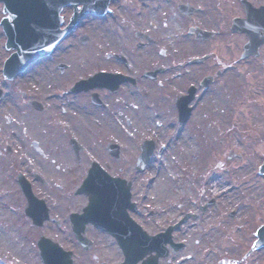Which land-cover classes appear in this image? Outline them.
Listing matches in <instances>:
<instances>
[{
	"label": "rangeland",
	"instance_id": "obj_1",
	"mask_svg": "<svg viewBox=\"0 0 264 264\" xmlns=\"http://www.w3.org/2000/svg\"><path fill=\"white\" fill-rule=\"evenodd\" d=\"M196 1L202 2V9L191 17L185 16L167 3L156 6V14L153 13L151 5L144 4L143 14L138 16L143 18L144 22L138 28L155 34L156 43L146 44L139 55L127 56L126 63L115 59L106 60L101 56L107 50L127 52L126 47L130 46L131 41L128 38L120 37L131 34V25L118 26L116 21L119 18L117 14H123V10L126 18L134 14L132 12L131 15L128 9L118 8L119 1L112 3L116 13H113L112 17L107 15L104 27L99 24L98 27L84 28L90 32L89 43L74 45L58 55L64 62H69L65 73H54L52 64L48 65L49 62L45 60L33 64V67L27 70L24 81L5 80L1 65L9 56V49L5 47V40L1 37L0 85L8 89L15 83L18 90L26 87L36 88L35 85H48L49 90H52L80 75L87 76L97 71L98 67L119 69L136 76L139 82L137 89L146 91V97L156 92V107L153 104V108L148 107L147 100L137 107V110H142L150 120L155 118L153 112H156V126L148 122L130 127L138 129L137 132H147L149 127H156V132L161 133L156 139V154L151 156L142 170H136L135 151L139 141L129 139L128 152L121 159L113 161L109 156L100 157L93 154L95 159L101 164L106 162L112 167L117 166L112 170L119 168L116 171L131 180L133 195L138 199L140 216L146 228L149 227L151 231L161 230L167 224L178 220L185 212L193 214L173 230V238L185 243L173 257H185L181 264H219L224 254L233 255L237 259L236 264L242 261V264H259L264 261V246L253 251L250 246L255 238L256 228L264 222V174L258 172V165L264 155V55L256 59L238 58L241 50L238 45L239 38L230 30L233 18L231 10L234 9L224 7L220 2L214 5L213 0H209V3L205 0ZM130 4L134 5L133 0ZM172 12H175L176 16L170 20V24L175 27L171 24L172 36H164ZM124 16L121 15L120 18ZM152 22L154 26L151 25ZM192 22L209 28H219L220 31L208 41L195 39L188 33L190 26L196 25ZM161 48L163 52H159ZM204 53L208 54V57L203 62H190L189 58ZM156 66L163 67L160 74L155 75L156 81L139 73L140 68L146 72ZM216 68L220 70L218 74H215ZM207 74H213V80L207 87H203L199 82ZM194 83L198 94L187 122L182 125L195 141L197 152L193 160H185L175 155L179 154L181 149L175 147L173 131L182 126H175L178 124L175 98L178 93L187 90L188 86ZM18 94L19 91L16 94L17 101L21 100ZM34 96L41 94L36 92ZM22 105L23 107L18 103L14 109L16 121L21 123L20 119L30 117L34 129L46 132L45 119L42 118L38 121L40 124H37V116L31 114V109L26 103ZM10 107L8 103V106L0 109L2 123ZM22 109L25 116L21 114ZM95 125L90 123L91 133L96 132ZM168 127L173 135L169 134ZM6 131L7 128L2 125L0 234L13 241L15 249L9 252L0 243V264H44L35 242L41 233L58 240L63 246L72 247L76 263L91 264V258L82 254L81 248L75 245L73 238L63 233L55 224L51 227H39L31 223L30 217L24 212L25 197L17 182L13 180L15 170L25 169L26 166V170L41 172L38 164L41 161L46 167L43 170L57 182L34 186L33 190H40L45 194L52 211L60 218L62 213L74 210L85 200L81 195L73 194V189L83 175V168L88 165L87 156H82V164H77L75 157L69 156L67 159L62 156V152L53 150L34 157L33 164L25 165L21 160L26 157V153L21 150L8 152L4 145L10 142L20 146L22 141L18 139L22 133L18 130L16 133L14 130L9 133ZM47 137L51 138L48 135ZM57 141L58 139L48 142L56 145ZM164 157L169 161V165L165 166L167 181L174 184L177 187L175 189L165 190L156 186L158 165ZM213 178H218L220 185L228 188L212 192L209 184ZM147 186L148 196L145 193ZM211 198L213 203L201 208ZM150 208L154 211L152 215L148 214ZM231 211L233 213L229 215ZM89 234L94 240L92 252L99 253L109 260L120 259L117 251L119 249L108 235L100 231ZM169 259H172L171 256L162 258L161 263Z\"/></svg>",
	"mask_w": 264,
	"mask_h": 264
},
{
	"label": "flooded vegetation",
	"instance_id": "obj_2",
	"mask_svg": "<svg viewBox=\"0 0 264 264\" xmlns=\"http://www.w3.org/2000/svg\"><path fill=\"white\" fill-rule=\"evenodd\" d=\"M115 1H119V5L117 6L118 8L121 10L128 9L131 11V15L132 12L134 14L132 17H128V11V18H126V16H124L125 12L123 10V14H120V12L117 14L119 18L116 21L118 26L124 25L129 27L131 25V34L120 37V39L128 38L131 41L130 46L126 47L125 51L127 50V52L121 53L107 50L106 52L102 53L101 56L106 60L115 59L116 61L121 60L123 62L127 61V56L134 54L139 55L143 50L142 48L146 44L153 45L156 43L155 34L151 35L149 32L138 28V26H141L142 22H144L143 18L138 17L140 13L143 14L142 8H144V4L147 3L151 5L154 10L153 13L156 14V4L158 6H162L163 3H167L177 8L179 11H182V9L188 10L190 12L188 17H191L195 12H198L202 9V2L199 3L196 0H161V2H159V0H133L134 5L130 4L131 0H107V4L102 11H95L96 8L88 9V11H82L84 10L82 0H77L76 3L63 4L59 11L61 19L60 27L63 28L68 26L70 23L72 24L69 25L70 28L66 31L64 37L58 42L55 49L43 59V61L47 60V62H49L48 65L50 63L52 64V71L54 73L58 72V74H61L67 71L66 69L69 66V62H64L62 59L58 58V55L61 52H66L68 48H71L74 45L89 43L91 40L90 32L84 28L88 26L98 27L99 24H102L101 27H104L103 23L107 18V15L108 17L111 15L112 17L113 13H116V11H113L114 7L112 6V3ZM247 1H249L255 7H264V0ZM15 2L16 0H0V38H5L4 31L2 29L3 18L9 14V11H11L12 8L15 7ZM205 2L209 3L210 1L205 0ZM213 2L214 5H218V2H220V4H222L224 7H232V9H234V11L231 10L232 16H245V9L242 0H213ZM207 3H205V5ZM79 12L83 13L77 16L76 14ZM121 15H123L124 18H120ZM72 20L74 21L72 22ZM151 25L154 26L155 24L152 22ZM213 29H215L217 33L220 31L219 28ZM260 31L261 33H264L263 28H260ZM235 33H237L239 41L241 42L247 38L244 32L237 31ZM263 50L264 42L260 45L259 54L257 56H263ZM57 51H59V53H57ZM59 62H64L66 65L61 68L58 64ZM107 70L110 72L121 73L127 77H122V79L117 82L115 87L97 85L90 89H73L71 85L76 80L74 78L68 83H64L61 87L52 88V90H49L48 85L42 86L39 89L41 94L39 97L31 96L29 94L36 92L30 87H26L25 90L22 88L18 90V87L15 83H12L8 90L5 88L3 96L0 97V109L4 106H8V103L11 107L9 110H7L8 114H5L6 117L3 113L5 119L3 120V123L0 120V130L2 129L3 125V128H7L6 132L14 130L16 133L17 130L20 132L22 131V134L18 139L22 141V143H20L21 145L18 146L19 148L12 144L8 151L14 153L18 150H21L22 152L26 153V158L21 160L22 163L25 164H33L36 157L42 156L47 151L53 150L57 153L62 152V156L66 158L69 156L75 157L76 163L82 164V156L85 157L90 153H94L100 157L101 155L107 157L109 156L113 161L121 159L128 152L127 140L130 138H151L156 140V136L160 135V133H156V128L152 129L149 127L147 132H137L138 129L129 128L131 125H138V123L147 124L148 122L156 126V112H153L155 118L150 120V117L148 118V116L144 114L142 110H137L139 104H143L146 100L149 103L148 107L153 108L152 104L154 107H156V103H154L156 100V92H153L151 93V96L146 97L148 95L147 92L139 90L136 87V85L139 83L136 76L119 69ZM139 73L141 75L143 71L140 69ZM13 80L14 79H12L11 82ZM123 85H125L124 88L122 87ZM17 91H19L18 95L21 97V100L18 101L16 98ZM32 99H37V101L40 102L38 107L30 102ZM18 103L22 107V104L26 103L27 107L31 109V114L34 113L37 116V124H40L38 121H41L42 118L45 119L47 131L41 132L40 130L38 131L37 129H34L32 123L30 122V117H24L20 119L21 123H18L16 121L17 116L14 110L16 109ZM21 114H24L25 116L23 109ZM90 123L96 124L95 133L90 132ZM46 134L51 138L49 139ZM55 139H58V144L56 145L55 143L52 144L48 142ZM111 142H115L117 144L113 151L109 147ZM1 144L2 142L0 135V148ZM155 152L156 150L154 153ZM38 164L40 166L39 168L41 172L26 170V177L29 179L31 185L41 186L47 183H56V179L47 175V173L43 170L46 168L43 163L40 161ZM56 165H58V163ZM116 167H112L110 164L108 165V163L105 162V168L110 172V174L124 177L119 171H116L119 168H117L115 171L112 170ZM86 168L87 166L83 169L86 170ZM76 194L81 195L85 199L82 204L76 206L74 209V211L79 212L82 209L83 204L87 201V196L83 192ZM132 199L135 201V206L131 211V214L142 222L144 220H142L140 216L141 214L139 213V204L137 202V198L133 197L132 195ZM48 211L50 218L44 221L46 226L51 227L53 224H55L63 233L73 238L72 224L68 218L70 211L68 212L67 210L65 213H62V215H64H61V219L58 217L57 213L52 211L50 205L48 206ZM151 212L152 210H149L150 214ZM94 231H100L108 235L110 239L113 238V236L110 233H107L102 227L96 226L89 222L86 223L84 226V233L87 236H90L89 232L93 233ZM148 231L156 232V229L153 231L148 229ZM73 240L75 241V245L81 248L82 254L91 258V264H103L104 261L110 264H117L122 258V252L120 250H117L119 252L120 259L109 260L99 253L96 254L92 252V246L84 248L74 238ZM177 252V250L172 251L169 253V255L171 258H173ZM167 263H169V261L163 264Z\"/></svg>",
	"mask_w": 264,
	"mask_h": 264
},
{
	"label": "water",
	"instance_id": "obj_3",
	"mask_svg": "<svg viewBox=\"0 0 264 264\" xmlns=\"http://www.w3.org/2000/svg\"><path fill=\"white\" fill-rule=\"evenodd\" d=\"M63 0H31L28 7L16 11L15 23L6 25L8 40L6 45L13 44L17 50L9 55L4 62L3 71L7 76L23 70L30 62L37 57L47 53L57 42L60 37L57 33L58 21L50 20L45 23L43 15L57 16L58 7ZM102 1L86 0L85 7H93L102 5ZM43 5H53L43 10ZM247 16L246 18H234L232 23L233 29L245 31L248 35V41L244 44L242 56L256 52L259 43L263 38H259L258 29L264 27V12L260 8L252 7L245 4ZM197 36L207 37L210 32L199 28H190ZM204 57L195 58L193 61L202 60ZM153 74V73H152ZM118 79V74H110L98 71L86 79H81L76 86L90 87L96 83H114ZM210 78H203V83L207 84ZM194 87L188 88V93L177 97L176 104L179 110V118L184 120L188 114V101L193 95ZM152 141L144 140L141 143L142 151L139 159L144 165L152 150ZM259 172H264V161L259 166ZM20 185L27 197V205L25 212L32 217L34 224L41 225L47 217V207L42 199L36 198L30 188L28 182L22 177ZM77 191H85L88 194V203L83 207L82 213L72 212L70 219L73 223V230L77 239L84 244L89 245V240L81 234L84 224L92 221L95 225H100L111 232L119 243L124 259L120 264H133L141 258L146 252L155 250L154 256H148L141 264H157L158 257L164 256L167 249L164 245L170 242L173 249L180 246V243H174L171 238V230L180 224L189 214H185L183 218L174 224L168 225L163 231L149 235L137 224L126 211V207H133L129 197V182L111 177L96 162L88 169L86 177ZM210 200L209 202H211ZM121 225L127 226V231L121 230ZM257 238L253 243V247L264 244V224L256 229ZM37 245L40 256L45 264H72L70 251L64 250L56 241L49 237L40 235L37 238ZM264 264V263H261Z\"/></svg>",
	"mask_w": 264,
	"mask_h": 264
},
{
	"label": "bare ground",
	"instance_id": "obj_4",
	"mask_svg": "<svg viewBox=\"0 0 264 264\" xmlns=\"http://www.w3.org/2000/svg\"><path fill=\"white\" fill-rule=\"evenodd\" d=\"M172 14L169 15V19H168L169 24L166 25V32H164V36H166L167 34H170L172 36L173 33L172 27L175 26H173L174 24L171 23L172 24L171 27L170 20L176 16V13L172 12ZM27 74L28 73L26 71L24 73L18 74L17 81L21 82ZM39 88L41 87L39 86ZM173 141L175 143V147L178 146L181 149L179 154L178 153L175 154L178 156V158L179 157L184 158L185 160H190V159L193 160L195 158L194 154L197 152L195 141L186 133V129L184 127H179L178 129L175 130V137ZM168 165H169V161L165 157L162 158L161 162L158 165L159 168L156 173V183H157L156 186H161L163 187V189L165 188V190L177 188L176 186H174V184L167 181L168 179L165 175V170H166L165 166ZM220 188L226 189L228 187L220 185V180L218 178H213L210 180L209 189L212 192H216ZM0 243L4 248L6 247L5 249H7L9 252H13V250L15 249L13 241L3 236L2 234H0ZM220 264H236V260L234 257L230 258V256L225 255V257L220 260Z\"/></svg>",
	"mask_w": 264,
	"mask_h": 264
}]
</instances>
